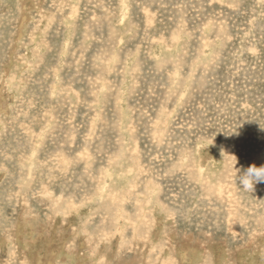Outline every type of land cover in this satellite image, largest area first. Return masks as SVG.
Segmentation results:
<instances>
[{"label":"rangeland","instance_id":"obj_1","mask_svg":"<svg viewBox=\"0 0 264 264\" xmlns=\"http://www.w3.org/2000/svg\"><path fill=\"white\" fill-rule=\"evenodd\" d=\"M235 158L264 165V0H0V264H264Z\"/></svg>","mask_w":264,"mask_h":264},{"label":"clouds","instance_id":"obj_2","mask_svg":"<svg viewBox=\"0 0 264 264\" xmlns=\"http://www.w3.org/2000/svg\"><path fill=\"white\" fill-rule=\"evenodd\" d=\"M236 162L235 158L233 163V168L236 170L235 177L243 190L253 192L256 184L264 183V165L257 167L252 164L242 174L238 175L239 170L235 168Z\"/></svg>","mask_w":264,"mask_h":264},{"label":"bare ground","instance_id":"obj_3","mask_svg":"<svg viewBox=\"0 0 264 264\" xmlns=\"http://www.w3.org/2000/svg\"><path fill=\"white\" fill-rule=\"evenodd\" d=\"M21 19H22V18H21ZM63 178H64V177H63ZM22 222H23V221H22ZM26 222H27V221H26ZM23 224H24V222H23ZM25 225H26V224H25ZM20 227H21V226H20ZM18 228H19V227H18ZM35 228H36V227H35ZM46 231H47V230H46ZM48 231H49V230H48ZM80 231H81V230H80ZM18 233H19V232H18ZM91 234H92V233H91ZM146 236H147V235H146ZM27 237H28V236H27ZM88 237H89V236H88ZM43 238H44V237H43ZM48 238H49V237H48ZM93 238H94V237H93ZM0 239H1V238H0ZM85 240H86V239H85ZM110 240H111V239H110ZM110 243H111V242H110ZM100 244H101V243H100ZM102 244H103V242H102ZM102 244H101V245H102ZM87 245H89V244H87ZM104 245H105V243H104ZM104 245H103V246H104ZM94 246H96V245H94ZM96 248H97V247H96ZM98 249H99V248H98ZM189 251H190V250H189ZM186 257H187V256H186ZM186 257H185V258H186ZM183 262H184V261H183Z\"/></svg>","mask_w":264,"mask_h":264}]
</instances>
